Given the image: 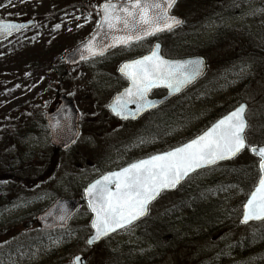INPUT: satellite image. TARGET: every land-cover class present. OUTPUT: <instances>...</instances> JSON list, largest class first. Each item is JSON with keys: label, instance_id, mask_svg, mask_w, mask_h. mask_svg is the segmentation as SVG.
Here are the masks:
<instances>
[{"label": "rangeland", "instance_id": "rangeland-1", "mask_svg": "<svg viewBox=\"0 0 264 264\" xmlns=\"http://www.w3.org/2000/svg\"><path fill=\"white\" fill-rule=\"evenodd\" d=\"M104 2L0 0V20L35 21L0 42V156L24 172L17 182L0 183V264H72L78 253L88 264H264V221L239 224L248 177L239 167L250 161L245 158L249 151L232 164L196 172L181 190L160 196L148 209V229L142 230L147 238L132 226L91 252L86 238L75 233L89 224L85 207L65 232L46 233L37 226L36 214L55 199L71 197L105 172L178 146L242 102L248 105V145H264L254 133L264 130V0H177L172 13L183 19L182 27L155 41L171 59L202 55L208 70L164 106L160 122L134 127L104 118L120 80L99 84L110 74L112 78L113 66L104 67L109 68L107 76L90 74L85 64L60 67L63 55L96 29ZM152 43L144 41L107 57L139 56ZM61 93L75 102L80 136L71 149L55 153L40 120ZM11 126L22 134L14 144L4 130ZM186 190L189 198L182 192ZM191 200V206L203 209L202 217L178 209ZM194 220L198 227L182 230L181 222L191 225ZM220 229L224 233L219 235ZM164 237L172 240L163 243ZM235 252H253V258Z\"/></svg>", "mask_w": 264, "mask_h": 264}, {"label": "snow or ice", "instance_id": "snow-or-ice-1", "mask_svg": "<svg viewBox=\"0 0 264 264\" xmlns=\"http://www.w3.org/2000/svg\"><path fill=\"white\" fill-rule=\"evenodd\" d=\"M174 4L175 0H127L126 3L105 0L100 5L102 15L98 21L104 39L98 41L94 36L84 44L81 59L86 58L85 52L87 56H102L109 47L128 46L165 30L171 31L181 23L170 14ZM19 27L23 25L0 20V33L10 34ZM108 39H111V44L105 42ZM159 48L160 45L156 44L148 55L121 66L119 70L130 85L116 97L112 106L115 114L127 118L125 112L129 103L137 105L132 116L145 108L154 107L155 102L147 99L151 89L164 85L170 92L180 91L199 74V61L166 60L159 54ZM245 113L246 106L241 104L188 143L130 163L90 184L85 194L94 213L92 228L95 229V236L88 243L144 216L151 201L162 191L175 188L189 173L234 158L245 149L258 156L260 175L243 205L242 222L264 221V147L248 145ZM112 184H115L114 191L110 188ZM65 218L61 216L62 220ZM79 259L76 257L77 261Z\"/></svg>", "mask_w": 264, "mask_h": 264}, {"label": "water", "instance_id": "water-1", "mask_svg": "<svg viewBox=\"0 0 264 264\" xmlns=\"http://www.w3.org/2000/svg\"><path fill=\"white\" fill-rule=\"evenodd\" d=\"M115 2H117V1H115ZM117 3H126V2H117ZM101 15H102V10L99 7V21L101 20ZM175 17H177L181 21V23L178 24V25H176V26H174L173 29L179 27L182 24V19L180 17H178V16H175ZM8 22H11V23H14V24H17V25H23V27H19L17 29H14L10 34L9 33H0V41L1 40H4L5 38H8V37L14 35L15 33L21 32L22 30H24L26 28H29V27H31V26L34 25V21L33 20H28V21H24V22H16V21H8ZM164 32H168V30H165V31L160 32V33H164ZM119 34L120 33H117V35H119ZM94 36L96 37V39L98 41H101V40L104 39L103 32H102V30H100L98 28V26L95 29V31L90 35V37L88 39H86L84 42H82L81 44L77 45L76 47H74L70 51H67L63 55V58H62L63 63L66 66H75V65L79 64L80 62H82V61H84L86 59L100 56V55L87 56V53L85 52L84 54H85L86 58L85 59H81V53L84 52L83 45L86 44ZM105 42L111 44V39H108ZM135 42L136 41H134L132 43H135ZM119 47H125V46L124 45H116L114 47H109V48H107V50L104 53H106L107 51H109L112 48H119ZM148 54H145V55H148ZM159 54L161 55V47L159 48ZM145 55H143V56H145ZM163 58L166 59V60H172V61H199L200 62V71H199V74L192 80V82H190V83L182 86L181 89H180V91L170 92L169 89L166 86H164V85H161L159 87H156V88L151 89L150 91L156 90V89H165L166 90V95L163 98H161V99H153V100H151V101H154L155 102V106L154 107L145 108V109H143L142 111H140L135 116H132L131 113H135L136 112L137 105L135 103H129L127 105L126 112H125V115L127 116V118H124V116L115 114L113 112V110H112V106L114 104V101H115L116 97L118 95H120L121 93L124 92V89H123L120 93H118L114 97V99L112 100V102L109 105V110L115 116H118L122 120L135 119L136 117L142 115L145 111L150 110V109H154V108L162 105L163 103L169 101L173 97L179 95L186 88H188L189 86H191L192 84H194L198 79H200L204 75V73L206 71V61H205V59L202 56H192V57H185V58H179V59H169V58H165V57H163ZM119 73L122 76H124L120 72V70H119ZM127 81H128V86L127 87H129L130 81L128 79H127ZM149 93H148V95H149ZM147 99H149L148 96H147ZM241 104H244L246 106V110H247V105L245 103H241ZM241 104H239V105H241ZM238 106H236L235 108H237ZM130 107H133V109H130ZM235 108L233 110H231V111H234ZM227 114H225V115H227ZM225 115H223L222 117H224ZM221 118H219V119H221ZM78 119H79V113H78L77 109L75 108L74 101L71 100V99H69V98H67L64 95H60L58 97V102L55 104V106L44 116V120H45V123H46V126H47V130H48V134H49V142H50V144H51V146L53 148H57L60 151H65V150L69 149L75 143V141L77 140L78 135H79ZM211 126H212V124L208 128H210ZM207 129H205L204 131H206ZM203 132H201L199 135H201ZM199 135H197V136H199ZM196 137H194L192 139H195ZM192 139H190V140H192ZM190 140L186 141L185 143H188ZM185 143H183V144H185ZM181 145H179V146H181ZM179 146H177V147H179ZM256 147L259 148V147H264V146H256ZM172 149H169V150H166V151H170ZM166 151H164V152H166ZM249 152L255 158H257L259 160L258 156L254 155L250 150H249ZM161 153H163V152H161ZM156 154H159V153H156ZM156 154H153V155H156ZM148 157H145V158H142V159H147ZM236 157L218 161L215 165L220 164V163H223V162L231 161V160L235 159ZM258 164H259V161H258ZM128 165H126L124 167H127ZM215 165L205 166V167L196 169L194 172L189 173V175L187 177H185L175 188L166 189V190L162 191L161 194L164 193V192H169V191L175 190L179 185H181L193 173L198 172V171H201V170H204V169H207V168H210V167L215 166ZM258 169H259V167H258ZM119 170L120 169L115 170V171H119ZM112 172H114V171H112ZM106 174H104V175H106ZM104 175H102V176H104ZM101 177H99L98 179H100ZM98 179H96V180H98ZM96 180H94V181H96ZM93 182H91L90 184H92ZM110 188L114 191L115 190V184L110 185ZM85 189H84V201L87 204L88 210H89L90 215H91L90 227H91L92 233H91V236L89 237V239H92L95 236V229L92 228V220L94 218V213L89 208V205H88V197L85 194ZM253 190H254V188L252 189V191ZM250 193H249V195H250ZM249 195H248L247 199L245 200V202L243 203V205L247 202V200L249 198ZM156 199H154L153 201H155ZM153 201H151L150 204ZM243 205H242V214H241V218H240V223L241 224L246 225V224H250V223H253V222H261V221H258V220H251V221H248L247 223H243L242 222L243 214H244ZM79 207H80V202H79L78 199H75V198H61V199H57L44 212L38 214L36 216L35 220H36V223L38 224L39 228L42 231H52V230L59 229V228H65L67 226V224H68V221L76 213V211L79 209ZM146 215H147V212H146V214L144 216L140 217L136 221H133L130 225H132L133 223L137 222L138 220L144 218ZM61 216H65L66 218L62 220L61 219ZM130 225H126L123 228H118L115 231L110 232L106 236H102L99 239L93 240V242L91 244H89L88 241H87V244L90 245V246H93L95 243H98L103 238H105V237H107L109 235H112V234L116 233L117 231H120L121 229H124V228H126V227H128ZM76 257H79L80 258L79 261L76 260ZM76 257L73 259L74 264H85V259L82 256H76Z\"/></svg>", "mask_w": 264, "mask_h": 264}, {"label": "flooded vegetation", "instance_id": "flooded-vegetation-1", "mask_svg": "<svg viewBox=\"0 0 264 264\" xmlns=\"http://www.w3.org/2000/svg\"><path fill=\"white\" fill-rule=\"evenodd\" d=\"M157 37H158V35H154V36L148 38V40H146L145 42H148V43L149 42H153L152 43V46H151V48H152L156 44L155 39ZM133 45H135V44H131V45H128V46L122 47V48H116V49L109 50L108 52H106L102 56L94 57V58H91V59H87V60L83 61L82 63H80V64H85L87 66V69L91 71L90 74H92V75H100V76L102 74L105 75V76H107L106 73H105V71H109V68L105 69L104 67H106V66H113L112 67V71H113L112 78H111V74H110L109 76H107L108 80H106L105 78H103L105 82L101 81L100 84H99V82L96 83L97 84L96 88H97L98 87V84L100 86L106 85V84H108L107 81H112L111 79L118 78L120 80V82L117 83V87H116L117 90L114 92L113 96L111 97L110 101L107 103V105H106V107L104 109V112H106L105 113L106 115H104V118H108L110 122L119 123V124H122L123 126H127L128 125L130 127H134L136 125H139L142 122H144L145 125L146 124L149 125V124H153V123L160 122L159 120L162 119L164 117L165 113H166V110H165V107L164 106L167 105L168 102H170V100H169V101L163 103L162 105H160L159 107H156L154 109L147 110L142 115L136 117L135 119L122 120L118 116L113 115L112 112L109 111V105H110L111 101L114 99V97L118 93H120L123 89H125L128 86L127 79L125 77H123L121 74H119V69L121 68V66L124 63H126L128 61H131V60H134V59H137V58H139V56H128V57H125V58H120L119 57V54H114V55H112L110 57H107V55L110 54L113 51H118V50L126 49V48H129V47L133 46ZM197 83H198V81L194 85H191L186 90H184L180 95H182L183 93H185V91H187L188 89H191ZM165 94H166V90L165 89H156V90L150 91V93L148 95V98L150 100H153V99H161V98H163L165 96ZM180 95H178V96H180ZM130 109H133V107H130ZM110 122H108V124ZM67 229H63V230L62 229H58V230H55V231H53L51 233L56 234V233H59V232H65ZM75 233L76 234L78 233L79 235L83 236V238H86V240H87L88 237L90 236V233L91 232H90V228L87 225V228L86 229H84V230L76 229ZM114 236H116V235L109 236L105 240L111 239ZM168 240H170V239L164 238L162 240V242L163 243H166V242H168ZM104 241L102 240L101 242H104ZM99 244L94 245L92 248L89 247L88 250L92 252L94 250V248H96V246H98ZM80 254L81 253H78L76 255H80ZM114 254L116 255L115 252H114ZM81 255L84 257V259L86 260V263L88 264V262H87V259L88 258L86 256H84L83 254H81ZM115 259H116V257H115Z\"/></svg>", "mask_w": 264, "mask_h": 264}, {"label": "trees", "instance_id": "trees-1", "mask_svg": "<svg viewBox=\"0 0 264 264\" xmlns=\"http://www.w3.org/2000/svg\"><path fill=\"white\" fill-rule=\"evenodd\" d=\"M181 28V27H180ZM179 29V28H178ZM177 29V30H178ZM217 44V43H216ZM220 44V43H219ZM200 52V51H199ZM202 56V55H201ZM60 67L62 68L63 65H60ZM61 75V74H59ZM41 124L43 125V127L46 129V126H45V122H44V119L42 118L40 120ZM210 124H208L205 129L209 126ZM27 128H28V131L32 130L31 129V125H27ZM5 136L7 138H9V141L11 144H14L15 142H17L18 139H20V137H22V134H19L18 130L16 129L15 126H11V127H5ZM254 133H258V135H255L256 137L258 136V139L260 141H264V130H262L260 128V130H256L254 131ZM190 139V137L188 138ZM187 139V140H188ZM182 143V142H181ZM180 143V144H181ZM18 147V146H16ZM174 146H170L169 148H172ZM53 152L55 153H58L59 151L55 148L52 149ZM245 151H248V149H246ZM244 151V152H245ZM243 152V153H244ZM245 158H248V160H250L249 162H245L243 164L240 165V169H244L247 173H248V177H247V181L245 182L244 186H243V194L245 193V195H248L249 192L252 190V188L255 186L258 178H259V171H258V168H257V160L248 152V155H245ZM244 158V159H245ZM246 160V159H245ZM20 161V159H19ZM235 161V160H234ZM233 162V161H232ZM232 162H227L228 164H232ZM216 167V166H215ZM214 168V167H213ZM24 172H19L18 169H17V166L10 162L9 160L7 159H1V156H0V183H7V182H11L13 180H16V182L19 180V179H22L24 174ZM251 173V174H250ZM184 184V183H183ZM183 184L181 186H179L175 191H172L170 193H175L177 192L178 190H181L183 188ZM82 190L83 188H80L79 190L77 191H74L72 192V196L71 197H78L82 194ZM182 192H185L184 196L185 198L186 197H190V191L189 190H186V191H182ZM183 194V193H182ZM194 203V200H191V201H184L182 203H180L178 209L179 210H182L183 212H187L188 215H197L199 217H202L200 214V211L203 210V209H195L194 206H191V204ZM187 205V206H186ZM196 211V212H195ZM238 213L240 214L241 213V207L238 209ZM205 214V212H204ZM239 216V215H238ZM147 218V217H146ZM143 219L141 220L140 222H138L136 225L138 227L141 228V233H142V236L143 237H148L149 234H145L142 232L143 229H148V224L149 222H146L147 219ZM194 219V218H193ZM198 220V219H197ZM197 220H194L193 223L191 225H188V223L186 222H181V225H182V230L184 231H189V229L187 227L189 226H194V227H198L197 225ZM186 221V220H185ZM189 221V220H188ZM201 224V222H199ZM240 224V223H239ZM203 228H208L209 229V232L210 231H213L212 227L210 225H203ZM219 229V228H218ZM181 230V231H182ZM221 230L223 229H220L218 231L217 234H223L224 232H221ZM178 234V233H177ZM179 234H182V233H179ZM168 237V236H167ZM165 238V237H164ZM205 239V236L203 238V240ZM172 240V238L169 240V242ZM203 242V241H202ZM253 252H247V253H237L235 252V255H242L244 254V257L246 258H249V257H252L253 258Z\"/></svg>", "mask_w": 264, "mask_h": 264}]
</instances>
